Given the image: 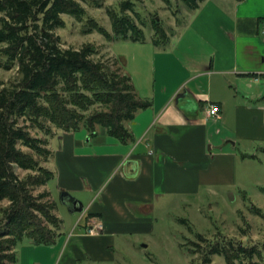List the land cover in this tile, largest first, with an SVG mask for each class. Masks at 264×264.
I'll use <instances>...</instances> for the list:
<instances>
[{
    "label": "crops",
    "instance_id": "0c3cea01",
    "mask_svg": "<svg viewBox=\"0 0 264 264\" xmlns=\"http://www.w3.org/2000/svg\"><path fill=\"white\" fill-rule=\"evenodd\" d=\"M263 23L264 0H207L176 37L151 51L150 71L128 72L151 103L130 123L131 143L104 129L50 139L54 157L46 167L61 196L68 194L61 203L70 211L77 199L84 212L60 256L52 248L62 236L23 248L20 264H119V250L153 233L164 197L234 185L236 150L264 143V84L254 80L264 74ZM212 104L221 109L216 117L208 113ZM95 226L100 234L90 235Z\"/></svg>",
    "mask_w": 264,
    "mask_h": 264
},
{
    "label": "trees",
    "instance_id": "16d2710c",
    "mask_svg": "<svg viewBox=\"0 0 264 264\" xmlns=\"http://www.w3.org/2000/svg\"><path fill=\"white\" fill-rule=\"evenodd\" d=\"M141 1L127 0L120 11L108 10L114 36L93 21L85 33L97 31L112 42H146L135 20ZM183 1L194 13L207 0ZM64 16L82 23L86 9L79 0H0V68L18 70V78L0 90V264H20L19 249L27 239L51 246L62 236L58 204L51 192L37 193L55 179L46 167L54 157L50 139L55 130L92 137L104 129L109 138L129 144L134 140L130 123L151 106L117 58L112 64L95 60L100 49L93 44L63 47L57 32L66 28ZM157 21L156 34H164ZM207 249L204 264L214 256L227 264L264 259L261 247L234 240Z\"/></svg>",
    "mask_w": 264,
    "mask_h": 264
},
{
    "label": "rangeland",
    "instance_id": "374dc122",
    "mask_svg": "<svg viewBox=\"0 0 264 264\" xmlns=\"http://www.w3.org/2000/svg\"><path fill=\"white\" fill-rule=\"evenodd\" d=\"M79 1L86 9L85 20L80 23L70 16H64L66 28L57 32L62 39L63 47L81 48L86 44H93L100 49V54L94 57L95 60L103 59L112 64L117 58L127 73L132 72L136 76L141 75L144 69L150 71L154 61L151 51L161 48L153 40L164 43L176 37L188 25L194 14L183 0H169V3L163 0L138 2L136 9L139 17H135V20L138 30L147 41L134 46L132 41L112 42L97 31L87 34L84 30L85 25L93 21V24L103 27L114 36L108 10L120 11L121 4L127 0ZM156 19L164 34H156L154 23ZM134 56H139L141 62L133 60ZM17 78V68L13 70L0 68V90L3 84L7 85ZM55 131L57 135L62 133ZM236 151L234 185L206 188L198 196L164 197L155 207L153 233L134 237L129 249L119 250V264H204L203 251L205 249V252L209 251L207 248L212 243H222L225 240L241 242L249 247L259 246L264 253V143H249ZM243 155L250 157L244 158ZM57 184L58 182L53 180L37 193L52 191L58 204L56 213L64 220L63 243L52 248L60 256L65 241L78 229L77 220L81 213L71 214L61 203V193L57 190ZM198 235H202L206 240L201 241ZM31 244L27 239L21 245L20 260L23 248ZM122 256L125 257L123 260ZM253 263L264 264V259L255 258ZM210 264L227 262L223 257L214 256Z\"/></svg>",
    "mask_w": 264,
    "mask_h": 264
},
{
    "label": "built area",
    "instance_id": "2783aa9c",
    "mask_svg": "<svg viewBox=\"0 0 264 264\" xmlns=\"http://www.w3.org/2000/svg\"><path fill=\"white\" fill-rule=\"evenodd\" d=\"M261 35L264 39V23L262 24V27H261ZM254 80L257 83H263L264 84V74L254 75ZM220 112H221V109L219 106H217L215 104L210 105V108L208 111L210 116L216 117L220 114ZM101 228H102L101 226H95V227L91 228L88 232L90 235H99Z\"/></svg>",
    "mask_w": 264,
    "mask_h": 264
},
{
    "label": "water",
    "instance_id": "95a60500",
    "mask_svg": "<svg viewBox=\"0 0 264 264\" xmlns=\"http://www.w3.org/2000/svg\"><path fill=\"white\" fill-rule=\"evenodd\" d=\"M68 194L64 193L61 196V201L64 203L65 202V197H67ZM70 211L72 213H83L84 212V205L77 199H72V204L70 205Z\"/></svg>",
    "mask_w": 264,
    "mask_h": 264
},
{
    "label": "flooded vegetation",
    "instance_id": "af4514ba",
    "mask_svg": "<svg viewBox=\"0 0 264 264\" xmlns=\"http://www.w3.org/2000/svg\"><path fill=\"white\" fill-rule=\"evenodd\" d=\"M68 200V199H67Z\"/></svg>",
    "mask_w": 264,
    "mask_h": 264
}]
</instances>
